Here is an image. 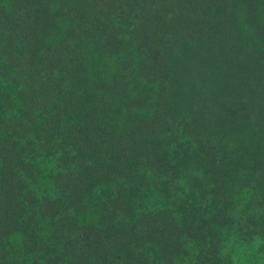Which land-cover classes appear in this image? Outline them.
<instances>
[{
    "label": "trees",
    "instance_id": "trees-1",
    "mask_svg": "<svg viewBox=\"0 0 264 264\" xmlns=\"http://www.w3.org/2000/svg\"><path fill=\"white\" fill-rule=\"evenodd\" d=\"M234 253L264 259V0H0V264Z\"/></svg>",
    "mask_w": 264,
    "mask_h": 264
},
{
    "label": "rangeland",
    "instance_id": "rangeland-1",
    "mask_svg": "<svg viewBox=\"0 0 264 264\" xmlns=\"http://www.w3.org/2000/svg\"><path fill=\"white\" fill-rule=\"evenodd\" d=\"M247 247V246H246ZM250 254H246L244 256H239L238 254L234 253L233 260L229 264H264V259L256 256V258H250Z\"/></svg>",
    "mask_w": 264,
    "mask_h": 264
}]
</instances>
